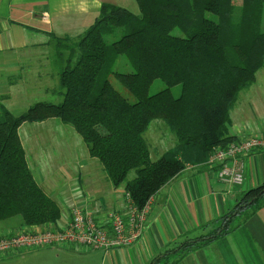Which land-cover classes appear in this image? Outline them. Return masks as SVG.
Returning a JSON list of instances; mask_svg holds the SVG:
<instances>
[{
	"label": "trees",
	"instance_id": "trees-1",
	"mask_svg": "<svg viewBox=\"0 0 264 264\" xmlns=\"http://www.w3.org/2000/svg\"><path fill=\"white\" fill-rule=\"evenodd\" d=\"M135 1L138 14L103 4L77 41L54 38L60 102H33L17 117L0 105V221L17 224L10 230L52 228L61 218L59 204L27 163L18 134L24 123L56 119L71 127L107 181L123 185L138 208L186 164L207 163L216 147L236 140L228 134L229 111L264 66V0ZM174 28L182 35L172 34ZM119 55L132 66L131 73L111 70ZM111 74L135 102L113 86ZM155 80L165 88L149 95ZM157 121L176 142L152 160L144 133ZM263 206L264 183L151 264H176L237 229Z\"/></svg>",
	"mask_w": 264,
	"mask_h": 264
},
{
	"label": "crops",
	"instance_id": "crops-1",
	"mask_svg": "<svg viewBox=\"0 0 264 264\" xmlns=\"http://www.w3.org/2000/svg\"><path fill=\"white\" fill-rule=\"evenodd\" d=\"M103 4L139 13L135 0H0V105L12 116L23 114L49 92L43 82L58 80L54 38L80 37ZM18 134L41 187L43 179L53 176L78 184L72 186L75 189L59 181L56 187L67 189L48 192L60 205L57 228L66 223L72 206L91 211L104 225L105 213L124 214V186L107 181L101 165L89 157L71 127L47 119L24 123ZM228 134L236 140L264 135V66L230 109ZM167 150L161 149L158 157ZM241 163L239 185L220 181L217 166L210 163L186 164L151 197L143 230L129 246L23 249L1 255L0 264H151L165 249L199 233L202 226L228 213L245 192L264 183V150L244 156ZM7 230L0 228V233ZM176 264H264V206L237 229L195 248Z\"/></svg>",
	"mask_w": 264,
	"mask_h": 264
},
{
	"label": "built area",
	"instance_id": "built-area-1",
	"mask_svg": "<svg viewBox=\"0 0 264 264\" xmlns=\"http://www.w3.org/2000/svg\"><path fill=\"white\" fill-rule=\"evenodd\" d=\"M257 149L264 150V135L250 136L232 142L225 148L216 147L207 163L217 166L220 181L239 185L243 181L241 159ZM124 214L105 213L104 225L94 214L84 208L71 207L69 218L61 227H18L0 233V256L19 250H33L59 245H81L93 249H109L131 245L143 230L151 197L138 208L125 192Z\"/></svg>",
	"mask_w": 264,
	"mask_h": 264
},
{
	"label": "rangeland",
	"instance_id": "rangeland-1",
	"mask_svg": "<svg viewBox=\"0 0 264 264\" xmlns=\"http://www.w3.org/2000/svg\"><path fill=\"white\" fill-rule=\"evenodd\" d=\"M172 34L174 35H182V33L180 32V30L178 28H174L171 31ZM80 37L77 38H72L73 41H77ZM107 43H111L110 40H107ZM56 69V68H55ZM113 72H120V73H131L133 71L132 66L130 65V63L126 60V58L122 55H119L117 57V60L115 61V64L113 65L112 69ZM110 82L113 84V86L123 95L125 96L130 102H135V100L137 99L136 97H134L132 94L129 93V91L124 88L121 83L115 79V77H113V75L111 74V76L109 77ZM43 86H47L51 89H56V93H52L51 91L48 93H42L39 99H36V102H51V103H57L61 101V96L58 93L60 90L58 88V83H57V79L53 78L50 79L49 81L43 82L42 83ZM165 88V85L162 81L160 80H155L153 82V84L151 85V87L148 89V93L149 95L155 94L161 90H163ZM246 91V90H244ZM172 92L174 94V96H178L179 92H180V87H174L172 89ZM243 92V91H242ZM156 122H152L149 126V128L147 129V131L144 133V138L145 141L147 143L148 149L150 151V156L152 159H155L156 157L159 156V154L161 153V149L165 150V149H170L174 146L176 140L174 135L168 130V128L162 123L157 121ZM24 130H22L21 132L23 133ZM77 135V134H76ZM78 137V136H77ZM248 138V137H247ZM246 139V138H245ZM159 140V141H158ZM239 140H243V139H239ZM239 140H235L239 141ZM161 143V144H159ZM243 158V157H242ZM239 158V159H242ZM99 163V162H97ZM100 165V164H99ZM54 171H52L51 173H53ZM34 177L36 178L35 174L33 173ZM134 176V172L132 171L129 174V178H132ZM67 179V178H66ZM96 178L94 177V180ZM37 180V179H36ZM89 180L90 177H89ZM38 181V180H37ZM59 181H61V184L63 185L65 179H62V177H47L45 179H43V189H45L47 192L50 191V189H67L64 188L63 186L56 187L55 183H58ZM68 183H64V185H68L69 187L77 186L78 184H70ZM75 188V187H72ZM71 189V188H69ZM75 189H78L77 187ZM55 194V193H54ZM52 198L54 199L55 196L52 195ZM58 203V202H57ZM60 206V205H59ZM18 220V219H16ZM17 224H15L14 222L11 221H0V228L6 229L8 227H15ZM110 249V248H109Z\"/></svg>",
	"mask_w": 264,
	"mask_h": 264
}]
</instances>
